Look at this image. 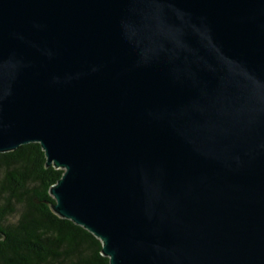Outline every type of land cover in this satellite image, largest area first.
<instances>
[{
  "label": "water",
  "instance_id": "water-1",
  "mask_svg": "<svg viewBox=\"0 0 264 264\" xmlns=\"http://www.w3.org/2000/svg\"><path fill=\"white\" fill-rule=\"evenodd\" d=\"M31 143L109 264H264V0H0V154Z\"/></svg>",
  "mask_w": 264,
  "mask_h": 264
},
{
  "label": "trees",
  "instance_id": "trees-1",
  "mask_svg": "<svg viewBox=\"0 0 264 264\" xmlns=\"http://www.w3.org/2000/svg\"><path fill=\"white\" fill-rule=\"evenodd\" d=\"M62 174L38 143L0 154V264H109L98 239L53 213Z\"/></svg>",
  "mask_w": 264,
  "mask_h": 264
}]
</instances>
